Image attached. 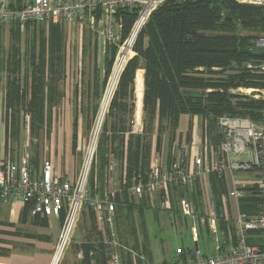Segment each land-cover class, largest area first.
Returning <instances> with one entry per match:
<instances>
[{
  "label": "trees",
  "instance_id": "16d2710c",
  "mask_svg": "<svg viewBox=\"0 0 264 264\" xmlns=\"http://www.w3.org/2000/svg\"><path fill=\"white\" fill-rule=\"evenodd\" d=\"M23 7L24 5L19 8ZM136 16L135 10L118 11V17L123 20L124 39L131 32ZM63 24H27L25 27L34 25L40 26L41 29L33 47H30L31 53H27L25 57L21 56L18 46L21 44L19 30L12 34L14 42L7 49L2 42L0 27V110L5 109L4 118L0 112V133L3 125L6 151L9 155L16 154L14 148L20 142L21 115L31 116V137L38 138L43 132L50 136L52 132L56 118L55 104L64 97L62 84L67 78V39ZM12 26L21 28L15 24ZM44 26L49 27L48 33ZM263 35L264 7L241 3L240 0H168L151 15L139 33L134 46L135 56L129 60L120 76L109 113L105 117L98 163L92 167L89 181L90 197L98 196L104 199L109 193L107 167L112 153L120 173L117 187L120 191L114 192L113 196L116 204L117 236L121 246L130 253L124 255L125 250H120L123 264H133L132 253L142 252L143 255L144 251L147 259L152 258L145 213L153 209V199L150 196L136 199L131 195L130 189L134 178L139 175L143 179L146 178L154 153L164 156L162 139L159 137L156 143H153L151 138H148L155 132V128L157 127L161 134L167 127L171 130V150L172 144L177 143L180 118L183 115L198 117L201 121L203 142L209 144L208 147L217 149L224 140L222 132L218 134L219 119L230 117L249 119L256 124L264 122V100L232 93L241 88L264 91V70L261 69L264 66V48H258L255 44ZM116 53L117 47L110 46L104 85ZM137 71L139 72L136 78ZM93 87L96 90L100 87L97 76ZM136 88V107L138 103H142L143 98L140 134L132 133ZM93 95L98 94L94 92ZM83 113L86 121L90 122L96 117L97 107L92 108L90 114L86 110ZM78 122L79 117L76 116L75 127ZM76 132L73 135L72 153L79 154L81 158L82 152H77ZM11 142L16 143L14 147ZM180 144L174 146L172 159L171 154H168L167 160L164 158L167 165L171 164L174 152ZM108 145H112L109 150ZM31 165L34 173L40 171L38 163L34 165L32 162ZM210 175L212 189L220 205L226 185L223 177ZM256 189V185L252 188L245 187L243 191L247 194L239 199L238 209L245 218L257 216L258 208L262 206L263 199L258 198ZM197 197L198 194L194 199ZM201 200L203 205V196ZM31 211L32 206L25 205L22 222L32 216L33 225H47V217L32 215ZM89 212L96 222L93 209L89 205L84 207L81 216H88ZM123 216L126 219L139 217L142 242L136 229L137 222L135 227L133 224L125 234L120 233L118 224ZM63 219L64 214L60 219L61 224ZM257 232L260 231L247 233L251 236ZM106 234L112 237V232L107 230ZM114 236L117 237L116 234ZM131 241L133 244H130ZM245 242L247 246L264 249L262 239V245H254L253 241L247 238ZM80 249L83 250L84 257L82 264L109 262V249L103 243L99 246L85 244ZM182 251L181 258H185L186 254L192 256L195 248ZM141 263L139 260L138 264Z\"/></svg>",
  "mask_w": 264,
  "mask_h": 264
},
{
  "label": "built area",
  "instance_id": "2783aa9c",
  "mask_svg": "<svg viewBox=\"0 0 264 264\" xmlns=\"http://www.w3.org/2000/svg\"><path fill=\"white\" fill-rule=\"evenodd\" d=\"M166 1L168 0H28L23 8H10L7 0H0V26L15 24L24 28L29 23H85L93 32L104 36L107 42L117 47L104 100L94 120L97 125L95 124L91 132L89 145L75 177L57 175L50 160H46L40 171L34 173L28 156L22 157L18 162L5 161L0 165L1 201L20 200L24 205L29 204L32 206V215L60 220L64 214L51 264H61L77 232L86 205L93 209L100 230L105 224V218L111 220L115 214L113 196L114 192L120 190L117 188L119 181L114 179L118 172V163L112 153L107 167L109 193L104 199L90 197L89 181L95 149L107 115L109 100L115 93L127 63L135 56L134 46L138 35L151 15ZM240 2L264 7V0ZM119 10H135L137 13L132 30L125 39L123 20L118 17ZM255 44L258 48H264V35ZM219 127L224 140L217 149L211 148L210 153L205 150V154L202 151L198 157L192 159L191 148L181 144L176 148L170 165L165 163L163 154L154 153L146 178L143 179L140 175L134 178L131 195L136 199L150 196L152 202H158L159 208L165 211L171 203L170 190L173 186L190 189L204 175L225 176L229 172L234 186L229 196L238 201L244 196L243 189L247 183L236 178L234 174L258 172L259 179L254 184L263 199L261 212L255 217L245 218L238 211L236 225L242 233L264 231V125H258L249 119L225 117L219 119ZM132 133H142V123L138 124L136 117L132 123ZM207 209L212 232L216 233L217 218L212 200L209 201ZM182 214L192 219L190 230L193 239L197 241L205 219L196 214L194 206L186 199L182 201ZM112 237L115 238L114 235ZM245 239V234H242L238 245L228 248H224L223 242L217 239L216 252L213 255L202 254L199 249L192 256L186 254L185 258H181L183 251L178 249L179 258L166 264H264V249L247 246ZM114 244L118 246L117 243ZM134 255L137 256L136 253ZM108 264H123L120 254L113 253Z\"/></svg>",
  "mask_w": 264,
  "mask_h": 264
},
{
  "label": "rangeland",
  "instance_id": "374dc122",
  "mask_svg": "<svg viewBox=\"0 0 264 264\" xmlns=\"http://www.w3.org/2000/svg\"><path fill=\"white\" fill-rule=\"evenodd\" d=\"M28 0H7V3L13 7V8H19L20 6H23L26 4ZM48 26V25H47ZM44 26L46 32L48 33L49 27ZM64 33L66 34V44H67V53H68V61H67V78L65 82L62 84V88L65 91V98L66 100L63 101L62 105L58 108H55V120L52 125V132L49 135L46 134V132L41 133V135L38 138L31 137V116L29 114H23L21 115V129H20V142L17 146H15L16 143L11 142L15 146L14 150L16 151L17 160H21L22 157L28 156L31 163L33 162L34 165L38 163L39 168L46 160L49 159V156L52 155L56 170L61 175V168H63V152L66 153V151H69V157H70V166L71 170L73 168L74 171L78 172L79 169V163H81L80 159H83L84 153L86 152V148L89 145L90 138H91V132L95 128V118L88 121H79L75 127L74 124V118H73V111L74 108L68 105L66 101L71 100L72 102L74 99L73 96V90L77 83V80H79V74L77 73V68L83 67L85 70H92L93 68V61L92 59L94 57V49H93V32L88 28V24H76V23H64ZM1 37L2 42L4 44V47L7 49L10 48V44H12L13 41V33L19 30L20 36H21V44L18 45L21 49V56L25 57L27 53H31L33 44L37 38V33H39L41 27L40 26H34L31 27H25L24 29L13 27L9 25H1ZM65 44V45H66ZM90 45V46H89ZM83 46H86L88 48V53L85 56H82L81 49ZM96 58V57H95ZM264 70L263 68H261ZM137 90V88H136ZM232 93L234 94H242L247 97H253L256 100H264V91L262 90H254V89H238L234 90ZM140 94L138 93V97ZM70 106V107H69ZM142 107L143 104H137L136 107V117L139 114H142ZM1 117L4 118L5 109L1 108ZM69 114V118L67 116ZM184 118L179 124L178 133L183 134L184 141H189L191 149V158L195 159L198 157L202 151L205 154V150H207L208 153H210V147L209 144H205L202 139V133L201 128L199 126L198 131V125L197 122H194V126H191L190 124L185 126ZM4 122V120H2ZM105 121V120H104ZM104 123V122H103ZM258 125L263 126L264 122L257 123ZM97 125V124H96ZM77 131V152H82V156L80 158L78 155H73V135L74 132ZM153 134L151 136H148L150 141L152 140L153 143L157 141V138L162 139V148L164 152V158L165 160L168 159V154H171L172 159V150L177 143L175 142L172 144V148L170 150L171 146V138L173 136V133H171L170 129L167 130L161 134L159 133L157 127L154 130ZM218 134H221L220 128L218 127ZM217 134V135H218ZM103 135V124L100 131V136L97 141L95 156L93 160V166H95L96 163H98V154L101 147V137ZM108 136V135H107ZM111 138V136H108ZM181 145V144H180ZM186 148H189L190 146L185 143L182 145ZM112 147V145H108L107 149L109 150ZM207 147V149H205ZM181 148V147H180ZM107 150V152H108ZM171 151V152H170ZM203 154V156H205ZM65 156V155H64ZM68 156V155H67ZM68 157V158H69ZM37 159V160H36ZM80 160V161H79ZM92 166V167H93ZM76 172V173H77ZM75 173V174H76ZM118 172H116V175L114 176V179L118 178ZM236 178L241 179L244 175V179L248 182L246 188H252L255 186L252 182H255L257 179H259V173L258 172H252L248 174L243 173H235L234 174ZM223 177L224 184L226 185L225 191L222 194L221 197V204H218L217 196H215V193L212 189L211 184V175H204L201 178H199L194 185L189 190H183L178 186H173L171 188V203L168 210L160 209L159 203L154 201L152 202L151 207L153 209H149L145 213L146 217V223L148 228V243L150 244V251L153 249L155 252V258L157 264H161L162 260L166 259L167 257H177V250L178 249H186V250H192L195 248V243H198L199 249L202 252V254L205 255H213L216 252V240L218 239L220 242H223L224 248L237 246L239 242V237L242 234H245V238L247 240L253 241L254 245H257L264 241V231L257 232L256 235H249L247 232H241L239 227L236 225V220L238 218V205L239 200L236 201L235 199L231 198L229 196V193L233 191V183H232V175L228 172L225 176H219ZM219 177L217 179H219ZM117 181V180H116ZM257 190V189H256ZM193 193V194H192ZM198 194L197 199L195 200V196ZM247 192H245V195ZM192 195V198H191ZM204 198V203L202 205L201 198ZM258 198H261L259 192L257 191ZM186 199L190 204H192L195 208L196 214L200 218H204L205 222L201 226V232L199 235V238L197 241H195L191 234V226H192V219L186 218L182 214V201ZM220 199V198H219ZM212 200V204L214 206L217 223H216V233L212 232L210 222L208 220V204L209 201ZM237 205V206H236ZM158 210V211H157ZM261 211V205L258 208V214H260ZM137 212V211H136ZM257 214V215H258ZM126 215V213H125ZM115 214L111 218V220H108V217L105 218V224L102 227V230L99 231V225L98 222H94L93 218L89 212L88 216H84V214L81 216V220L77 229V232H75V236L73 241L71 242L69 248L65 252V256L61 262V264H82L83 262V250L80 249L85 244H93L95 246H99L101 243H103L104 246H108L109 249V257L113 253H119L122 262L123 257L120 250H125L123 253L124 255L130 254L126 248L121 246V242L119 241L118 234H117V221L115 219ZM136 218V219H135ZM137 222V230H138V236L140 241L141 240V234L142 231L140 229V223H139V217L138 216H132L130 219H126L125 216L122 217L121 223L118 224V227L120 229V233L125 234L129 230V228ZM110 231L112 232V235H115L117 237H109L107 236L106 232ZM102 234L103 237L100 235ZM143 235V234H142ZM144 238V237H143ZM111 241L109 242V240ZM262 239V242H261ZM108 240V242H107ZM129 240V239H128ZM145 239H143V242ZM123 241L124 238H123ZM117 243L118 246H116ZM130 244H133L132 241ZM142 244V243H141ZM154 247V248H153ZM258 247V246H254ZM196 250V248H195ZM137 256L134 255V253L131 254L132 256V262L133 264H138L139 260L142 261L141 264H156L155 262H151V260L147 259L148 257L143 251L137 252ZM76 255H79L80 257H76ZM135 259V260H134ZM109 260V259H108ZM171 261L175 260L174 258L170 259ZM169 261H165L167 263ZM94 264V263H93Z\"/></svg>",
  "mask_w": 264,
  "mask_h": 264
},
{
  "label": "crops",
  "instance_id": "0c3cea01",
  "mask_svg": "<svg viewBox=\"0 0 264 264\" xmlns=\"http://www.w3.org/2000/svg\"><path fill=\"white\" fill-rule=\"evenodd\" d=\"M92 34H93V49H94V57L92 58L94 59L93 68L92 70H85L83 67L77 68V73L79 74V78H78L79 80H77V83L73 90L74 99L73 102H72V98L71 100L68 99V101H66L68 105L70 104V106L74 108L72 115L73 118L78 116L79 121H85V122H86V118H84V113H83L85 112V110L88 112V114H90L92 108L97 107L96 116L98 114L99 107L101 106V103L104 100L106 85L111 77L114 61L116 58L115 56L113 64L111 66L109 77L104 85V79L106 74V59L107 56L109 55V48L112 45L109 42H107L104 36H100L96 32H93ZM88 48L86 46H83V48L80 51L82 56H85L88 53ZM139 71L142 72L143 70H139ZM139 71H137L136 78ZM96 76L98 77L100 84L98 90H96L93 87ZM117 88H118V84L116 86L115 92ZM94 92H96L98 95L97 96L93 95ZM65 96L66 94H64V97L62 98L61 101L55 104L57 108L60 107L63 101L66 100ZM113 97L109 100L107 114L109 113ZM135 97H136V101H135L134 117H136V102H137L136 89H135ZM138 104H143V98H142V103H138ZM67 116L69 118V114H67ZM142 116H143V107H142ZM183 118L185 119L184 120L185 126L187 124L194 126L193 125L194 122H197L198 131H199V126L201 124V121L198 117L183 115L180 118V122L182 121ZM140 122L142 123V117ZM1 126L2 127L0 133V165L4 161H13V162L20 161L17 160L16 154L14 155L7 154L6 137L4 133L5 131L3 125ZM176 141L178 144L187 143L190 146V144L187 141H184L183 134L177 133ZM190 148L192 149L191 146ZM68 157H69V151L68 152L66 151V153L63 152L64 167L61 168V175L56 170L55 161L52 155L49 156L48 160H50L53 163L54 170L57 175L62 177L68 176L70 178H74L76 175L75 173L77 171H74L73 168L71 170L70 157L69 158ZM118 174H119L118 178L116 179L117 181L120 180V173ZM243 177L244 175L242 176L241 180L248 183ZM252 184L254 185V182H252ZM24 210H25V205L20 200H9V201L0 202V264H51L54 255L55 245L60 235V230H61L60 220L54 217H50L47 219V225L45 226L33 225L32 216H29L26 222H22L21 218ZM76 257L78 258L80 256L76 255ZM172 258H174L175 259L174 261H176L179 258V256L177 255L176 258L175 256L167 257L166 259L162 260L161 264H166L165 261H171L170 259ZM156 260L157 259L155 258V252L152 249L151 261L157 264L158 261Z\"/></svg>",
  "mask_w": 264,
  "mask_h": 264
},
{
  "label": "bare ground",
  "instance_id": "6f19581e",
  "mask_svg": "<svg viewBox=\"0 0 264 264\" xmlns=\"http://www.w3.org/2000/svg\"><path fill=\"white\" fill-rule=\"evenodd\" d=\"M103 113V112H102ZM101 113V114H102ZM141 117H142V114H139L137 117H136V119H137V121H138V124H140L141 122Z\"/></svg>",
  "mask_w": 264,
  "mask_h": 264
},
{
  "label": "water",
  "instance_id": "95a60500",
  "mask_svg": "<svg viewBox=\"0 0 264 264\" xmlns=\"http://www.w3.org/2000/svg\"><path fill=\"white\" fill-rule=\"evenodd\" d=\"M195 248H196V251H199V245H198V243H195Z\"/></svg>",
  "mask_w": 264,
  "mask_h": 264
}]
</instances>
